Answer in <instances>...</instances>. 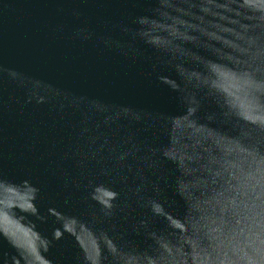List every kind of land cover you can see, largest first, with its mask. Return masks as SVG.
I'll return each mask as SVG.
<instances>
[{
  "label": "water",
  "instance_id": "water-1",
  "mask_svg": "<svg viewBox=\"0 0 264 264\" xmlns=\"http://www.w3.org/2000/svg\"><path fill=\"white\" fill-rule=\"evenodd\" d=\"M0 264H264V0H0Z\"/></svg>",
  "mask_w": 264,
  "mask_h": 264
}]
</instances>
